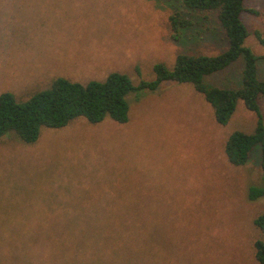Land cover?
Returning a JSON list of instances; mask_svg holds the SVG:
<instances>
[{
	"label": "rangeland",
	"instance_id": "obj_1",
	"mask_svg": "<svg viewBox=\"0 0 264 264\" xmlns=\"http://www.w3.org/2000/svg\"><path fill=\"white\" fill-rule=\"evenodd\" d=\"M171 12L164 0H0V94L27 99L58 76L86 83L113 71L137 83L182 51L226 48L223 37L179 45ZM242 18L245 43L264 57L255 34L264 38V0H245ZM241 67L208 81L225 85ZM128 100L124 123L80 117L34 143L0 138V264H260L264 196L249 198L264 182L259 152L240 166L225 153L231 132L254 130L256 113L239 101L220 124L203 94L176 81ZM260 107L264 117V98ZM126 217L137 229L104 226Z\"/></svg>",
	"mask_w": 264,
	"mask_h": 264
},
{
	"label": "trees",
	"instance_id": "obj_2",
	"mask_svg": "<svg viewBox=\"0 0 264 264\" xmlns=\"http://www.w3.org/2000/svg\"><path fill=\"white\" fill-rule=\"evenodd\" d=\"M164 1L171 7L169 20L175 42L190 47L202 37H223L226 48L216 54L182 51L176 56L172 67L157 62L153 68L155 77L142 78L137 83L128 74L113 71L105 80L92 79L86 83L58 76L48 88L22 100L12 91H4L0 94V138L14 135L26 143H34L43 128L63 127L80 117L92 123L106 118L124 123L129 119L130 94L137 93L138 98L146 91L157 90L163 82L176 81L189 83L203 94L220 124L229 122L239 101L256 113L254 130L247 132L238 129L231 132L225 143V153L231 164L240 166L248 163L258 151L264 178V117L260 107V99L264 98V79L259 76V63L264 57L257 55L245 43L249 36L242 18L245 0ZM203 14H214L220 28L204 26ZM255 34L264 44L262 32L256 30ZM239 61L242 67L235 72L236 75L231 76L229 83L218 85L208 81ZM261 184L250 186V199L264 196V182ZM67 223H70L69 220ZM254 224L264 234V212L255 217ZM52 226L59 225L56 222ZM104 226L111 229H137V221L128 217L118 220L108 218ZM255 248L257 260L264 264V239H257Z\"/></svg>",
	"mask_w": 264,
	"mask_h": 264
}]
</instances>
